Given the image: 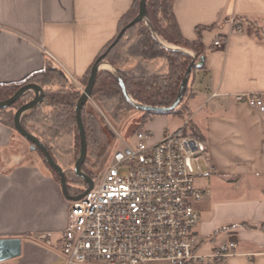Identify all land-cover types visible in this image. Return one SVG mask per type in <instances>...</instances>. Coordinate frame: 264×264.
<instances>
[{
  "label": "crops",
  "instance_id": "crops-1",
  "mask_svg": "<svg viewBox=\"0 0 264 264\" xmlns=\"http://www.w3.org/2000/svg\"><path fill=\"white\" fill-rule=\"evenodd\" d=\"M133 3L0 0V84L55 66L69 79L84 80ZM172 11L186 40H198L201 29L205 48L190 86L194 95L186 100L190 116L158 117L156 140L171 131V121H177L173 131L191 124L205 140V175L197 184L211 194L196 206L201 252L237 239L239 254L227 264H264V112L235 101L247 93L264 102V0H174ZM233 17L242 33L230 26ZM219 38L227 39L225 48L214 47ZM24 145L16 130L0 124V240L22 242L21 255L0 264H58L71 201ZM43 233L53 235L52 246L36 240Z\"/></svg>",
  "mask_w": 264,
  "mask_h": 264
},
{
  "label": "built area",
  "instance_id": "built-area-1",
  "mask_svg": "<svg viewBox=\"0 0 264 264\" xmlns=\"http://www.w3.org/2000/svg\"><path fill=\"white\" fill-rule=\"evenodd\" d=\"M229 24L243 32L234 17ZM227 43L219 38L213 45L222 49ZM235 101L264 112L260 95L241 93ZM115 133L118 146L107 170L93 178L82 199L71 202L58 264H227L239 254L237 239L201 252L202 216L196 206L211 194L197 184L205 175V142L182 129L166 131L160 140L144 128L128 141ZM36 240L53 245L51 233Z\"/></svg>",
  "mask_w": 264,
  "mask_h": 264
},
{
  "label": "trees",
  "instance_id": "trees-1",
  "mask_svg": "<svg viewBox=\"0 0 264 264\" xmlns=\"http://www.w3.org/2000/svg\"><path fill=\"white\" fill-rule=\"evenodd\" d=\"M173 1L147 0V21L139 22L127 29L118 43L111 48L117 35L101 51L84 80L79 81L85 89L94 64L106 54L100 63L108 64L114 72L99 71L91 98L115 126L131 113L141 111L137 106L167 109L173 106L181 95L183 100L176 110L156 114L190 116V107L184 99L194 69L200 68L196 63L205 47L200 28L199 38L194 42L186 40L181 35L172 11ZM139 11L140 0H134L133 6L121 18L118 34L138 16ZM163 42L179 49H186L194 56L170 48ZM192 65H194L192 73H189ZM50 68L34 73L21 82L0 84V101L9 100L26 84L40 85L45 93L44 100L40 106L23 115L22 125L46 147L53 160L64 170L68 183L75 179L82 181L77 178L74 169L82 147L76 107L83 91L76 88L72 80L59 68L56 66ZM49 70L55 74L48 75ZM46 78L50 80L45 83ZM187 78L189 81L182 91L181 86ZM120 80L125 84L127 95L122 90ZM34 97L33 92H28L14 105L0 109V124L16 130L14 117L17 110ZM82 120L88 152L92 146L109 141L111 132L105 128L101 116L89 101L82 109ZM141 129L143 125L136 131ZM188 130L205 142L193 125L189 124ZM188 130L184 128L187 133ZM36 151L39 152L45 166L60 181V176L47 163L43 153L40 150ZM83 171L94 178L86 169V162ZM69 190L73 196L83 193L70 186ZM262 230L264 231V226Z\"/></svg>",
  "mask_w": 264,
  "mask_h": 264
},
{
  "label": "water",
  "instance_id": "water-1",
  "mask_svg": "<svg viewBox=\"0 0 264 264\" xmlns=\"http://www.w3.org/2000/svg\"><path fill=\"white\" fill-rule=\"evenodd\" d=\"M142 21H147V0H140V11H139L138 16L130 24H128L125 28H123L120 31L116 40L111 45V48L114 47L118 43V41L123 37L127 29L131 28L132 26ZM105 55L106 54L101 56L98 59V61L94 64L92 71H91L90 78L88 80V84L86 88L84 89L83 94L81 98L79 99L77 103V107H76V111H77L76 119H77L79 131L81 134V146L82 147H81L79 159L75 165L74 172L77 178L81 179L88 187L87 190L83 194H80L77 196H73L70 194L69 183L64 173V170L53 160L52 156L50 155L46 147L42 144V142L35 136L29 134L22 125L23 115L27 113L28 111L34 108H37L38 106L42 104L44 97H45L43 88L36 83L26 84L22 88H20L16 92V94L9 100L0 101V109H5V108H8L14 105L28 92L34 93L35 95L34 99L30 101L29 103L23 105L21 108H19L15 114L14 122H15L16 131L22 137H24L26 140H28L31 143V150H34V151L40 150L43 153L47 163L60 176V182H61L63 194L71 202L82 199L83 196L87 194L89 190L93 188V185H94L93 178L83 171V165L85 164L87 157H88V144H87V139H86L85 127H84L83 120H82V109L84 108V106L87 104V102L92 96V91L96 83L100 67L103 65V63H100V62L105 57ZM193 67H194L193 65L190 67L189 73H192ZM188 81H189V78H187L183 82L181 86L182 91H184ZM120 84H121L124 94L127 95L126 87L122 80H120ZM182 100H183V96L181 95L178 98V100L174 103V105L167 109H157V108L148 107V106H137V108L143 112H149V113H170L176 110L180 106ZM21 245H22V242L20 239L0 240V263H3L7 260L20 256L21 255Z\"/></svg>",
  "mask_w": 264,
  "mask_h": 264
},
{
  "label": "rangeland",
  "instance_id": "rangeland-1",
  "mask_svg": "<svg viewBox=\"0 0 264 264\" xmlns=\"http://www.w3.org/2000/svg\"><path fill=\"white\" fill-rule=\"evenodd\" d=\"M163 43L166 46H169L170 48L179 50L183 53H189L190 55L194 56V54L192 52H190L186 49H182V48L179 49V48L174 47L173 45H171L167 42H163ZM200 60H201V57H199V59L197 60V63H196L197 65H199V63H202ZM103 64H106V63H103ZM196 70H197V68H195L193 73H192L193 75L191 76V79H190V85H189L188 91L186 92V97L184 99L185 101L194 95L193 91L190 89V86H191L192 80L194 78L193 76H194V73L196 72ZM51 71L50 70L48 71V75L52 74ZM101 71L111 72L109 70V68H102ZM53 74H55V73H53ZM53 74H52V76H53ZM49 80L50 79L46 78L45 83L49 82ZM89 102L94 106L96 111L101 116L102 122L106 125L105 128L108 130V132H111V135L109 137V141H105L99 145L92 146L90 151L88 152V157L86 160V169L94 177H97V176L101 177L105 173V171L107 170L108 166L110 165L112 154H113L115 148L118 146V140H117V136H116L115 131H117L118 133L123 135L124 139L128 141V140L132 139L133 133L136 132V130L139 129V127H141L143 125L144 129L152 130V132L154 133V135L156 137V129L157 128L155 126H153L152 123L155 122L158 117H163V116H167L169 120L171 118L173 120L172 115H171V117H169V115H160V114H156V113H146V112L138 111V112L131 113L128 116V118H126L123 122H121L117 126H115L109 121L106 114L101 110V108L99 106H97V104L92 100V98L89 99ZM185 117L187 118V116H185ZM168 124H169L168 126H169L171 131H173L174 129L177 128V121H171ZM148 126H149V128H148ZM184 128L186 130H188V124H186L182 128L183 132L187 133L184 131ZM21 138L25 144L24 146H25L26 153L28 154V150H29L28 147L31 146V143L28 142L27 140H25L24 137L21 136ZM36 153H37L38 157L43 162V159L40 156L39 152L36 151ZM201 163L203 164V161ZM74 181H76V179L69 182L70 187H73V188L78 187V189L80 191H83V193L87 190L88 187L85 183H83V184L77 183L76 184V182H81V181L80 180H77L76 182H74ZM73 185H75V186H73Z\"/></svg>",
  "mask_w": 264,
  "mask_h": 264
},
{
  "label": "flooded vegetation",
  "instance_id": "flooded-vegetation-1",
  "mask_svg": "<svg viewBox=\"0 0 264 264\" xmlns=\"http://www.w3.org/2000/svg\"><path fill=\"white\" fill-rule=\"evenodd\" d=\"M90 176V175H89ZM77 183H80V184H83L84 182L83 181H81V182H76V184ZM73 186H75V185H73ZM79 186V185H78ZM75 189H78V187L76 188V187H74Z\"/></svg>",
  "mask_w": 264,
  "mask_h": 264
},
{
  "label": "bare ground",
  "instance_id": "bare-ground-1",
  "mask_svg": "<svg viewBox=\"0 0 264 264\" xmlns=\"http://www.w3.org/2000/svg\"><path fill=\"white\" fill-rule=\"evenodd\" d=\"M102 68H108L107 66H102Z\"/></svg>",
  "mask_w": 264,
  "mask_h": 264
}]
</instances>
